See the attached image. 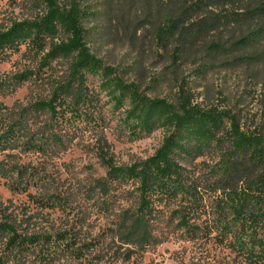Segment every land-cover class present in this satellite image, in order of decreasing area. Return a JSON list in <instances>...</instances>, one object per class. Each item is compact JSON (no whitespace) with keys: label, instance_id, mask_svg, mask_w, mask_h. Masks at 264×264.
Segmentation results:
<instances>
[{"label":"rangeland","instance_id":"1","mask_svg":"<svg viewBox=\"0 0 264 264\" xmlns=\"http://www.w3.org/2000/svg\"><path fill=\"white\" fill-rule=\"evenodd\" d=\"M160 1L83 0L89 13L83 26L92 54L149 98L176 102L184 89L201 108L231 111L246 126L260 121L257 93L264 81V63L212 62L201 48L174 61L156 39L165 14ZM45 12V0H0V29L36 20ZM65 39L60 35L54 42ZM50 43L39 48L23 43L0 52V135L16 122L23 124L20 139L0 151V162L34 169L36 188L30 193L54 203L41 211L27 207V195L9 188L17 177L13 173L10 180L0 177L5 214L11 220L35 215L30 224L34 233L52 238L64 234L75 247L87 245L85 260L91 264H251L236 247L215 238V233L208 239L190 238L179 226L181 208L188 210L191 205L188 197L154 204L146 241L127 242L125 228L140 205L138 183L111 182L102 157L121 168L142 163L159 149L165 132L159 129L140 138L133 136L122 124L126 106L115 105L100 76L88 75L82 86L71 74L72 57L45 63ZM244 54L247 51L240 53ZM26 73L30 75L16 79ZM57 90L62 107L57 106L56 117L48 112L22 115L39 102L51 101ZM33 133L46 141L44 152L23 146ZM218 160L207 155L182 162L186 184L197 201L190 223L204 232L212 225V206L222 196L210 186L216 181L212 171ZM75 263L62 257L52 264Z\"/></svg>","mask_w":264,"mask_h":264},{"label":"trees","instance_id":"2","mask_svg":"<svg viewBox=\"0 0 264 264\" xmlns=\"http://www.w3.org/2000/svg\"><path fill=\"white\" fill-rule=\"evenodd\" d=\"M61 2L45 0L46 12L42 17L17 21L8 29H0V52L23 43L39 48L51 41L45 63L72 57L71 74L82 86L86 85L88 75L100 76L103 89L115 105L126 106L122 124L133 136L140 138L159 129L165 132L159 149L142 163L121 168L102 157L111 182L138 183L140 205L125 228L127 242L146 241L147 220L154 215V204L188 197L191 205L188 210L181 208L179 226L191 239L200 236L208 239L215 233V238L236 247L249 263L264 264V81L257 93L261 118L250 126L231 111L195 105L184 89L176 102L149 98L135 84L115 76L111 68L92 54L83 26L89 15L82 6L83 0H67L64 5ZM160 5L165 14L156 39L163 50L171 52L174 61L201 48L212 62L226 59L229 65L264 63V0H161ZM60 35L66 39L54 42ZM245 51L247 54L240 55ZM57 93L58 90L51 101L39 102L22 115L48 112L52 118L56 117L57 106L62 107ZM22 125L21 121L16 122L0 135V151L20 139ZM37 134L27 137L23 146L28 151L44 152L42 144L46 141L38 139ZM207 155L219 159L212 171L216 181L210 186L222 196L212 206L215 208L212 225L204 232L190 223L197 201L186 184L182 162ZM13 173L17 177L9 188L13 193L27 195V207L41 211L54 206L50 198L30 193L36 188L34 169L8 167L0 162L1 178L10 180ZM5 212L0 200V264H52L62 257L75 259V264H91L85 260L87 245L75 247L64 234L41 237L30 229L35 215L11 220Z\"/></svg>","mask_w":264,"mask_h":264}]
</instances>
